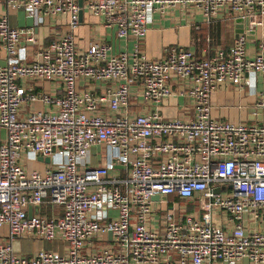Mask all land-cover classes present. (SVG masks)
<instances>
[{"label": "built area", "instance_id": "2783aa9c", "mask_svg": "<svg viewBox=\"0 0 264 264\" xmlns=\"http://www.w3.org/2000/svg\"><path fill=\"white\" fill-rule=\"evenodd\" d=\"M80 1L4 0L36 23L66 15L68 24L27 61L34 27L0 16V264H264V232L241 222L264 210V123L215 119L211 103L222 85H254L249 75H259L256 108L264 109V33L254 55L247 46V35L264 26V0ZM173 6L206 23L226 11L248 19V30L208 58L173 46L152 59L140 42L155 12ZM81 9L104 15L135 49L115 53L105 41L81 49ZM174 76L185 82L192 118L155 108L173 95ZM29 82L60 91L35 92ZM38 156L50 158L44 171L26 165ZM171 196L198 201V212L180 202L177 218ZM46 202L63 214H29ZM16 238L60 246L23 254Z\"/></svg>", "mask_w": 264, "mask_h": 264}, {"label": "crops", "instance_id": "0c3cea01", "mask_svg": "<svg viewBox=\"0 0 264 264\" xmlns=\"http://www.w3.org/2000/svg\"><path fill=\"white\" fill-rule=\"evenodd\" d=\"M7 15L9 22L13 27H34L35 41L28 43L29 55L27 61L34 58V53L50 44L56 37L65 32L68 17L66 15L50 16L35 21L23 9H9L5 5L4 0H0V16ZM238 18L231 13L222 11L218 17L211 23L203 21L199 15H192L189 10H185L179 6H173L166 12H155L153 19L148 24V32L144 39L140 42V47L152 59L163 57L167 50L173 46H184L195 51L199 58H208L215 54L219 48L228 49L231 47L240 34L248 30L247 22L239 23ZM199 26V28H198ZM246 29V30H245ZM117 27L107 26L105 16L102 14H94L93 12L83 9V16L79 27L76 30V41L81 49H87L96 41H105L113 46V51L119 53L122 51H132L135 49L136 42L133 38H119L116 36ZM243 31V32H242ZM249 32V31H248ZM247 32V33H248ZM264 33V26L251 31L248 37L247 46L249 53L254 55L258 51L259 42ZM6 62V50L0 41V65ZM250 78L256 79L257 82L252 85L244 84L242 86L224 84L219 87L211 96L212 116L218 120H226L234 123L242 122H258L252 120V109L256 108L259 100V93L262 89L261 78L259 75H249ZM172 88L173 95L160 103L157 108L162 115L166 117H194V106L190 99L182 95V90L185 89L183 81L176 80L173 77ZM28 83V89L35 92L41 90L60 91V86L53 82H41L33 84ZM57 87V88H56ZM56 89V90H55ZM32 107L42 109L44 106L36 103ZM31 107V108H32ZM139 109V107H136ZM30 109V106L29 108ZM187 109H189L187 111ZM97 149H94V152ZM98 160L95 158V163ZM27 167L44 171L49 167V163L38 156L35 159L26 160ZM174 197V196H173ZM175 199V198H174ZM188 201L186 203L187 212H198V204ZM183 203L182 200L175 199L170 201V204L175 203L177 218H179L178 203ZM172 206V205H171ZM62 206L50 204L48 202L39 207L29 209L32 213H41L42 215L53 218L63 214ZM261 217L256 218L254 214L246 212L241 220L247 232L261 231L264 232V210L261 212ZM216 223L226 225L228 220L226 217L215 219ZM24 239H14V248L17 252L28 254L36 251L39 247L47 249L59 248L60 244L56 242L39 241L31 251L28 247L22 246ZM210 264H230L223 261H215ZM241 264H254L247 259H244Z\"/></svg>", "mask_w": 264, "mask_h": 264}, {"label": "water", "instance_id": "95a60500", "mask_svg": "<svg viewBox=\"0 0 264 264\" xmlns=\"http://www.w3.org/2000/svg\"><path fill=\"white\" fill-rule=\"evenodd\" d=\"M81 5H82V0L80 1ZM82 16H83V9H81L80 11V20H82ZM239 23L243 24V22H247V26L249 24V20H244L242 18H238L237 19ZM243 32V31H242ZM252 120L256 121L258 120L259 123H264V109L262 108H254L252 109ZM44 159L46 162H50V158L46 157V158H42ZM216 192H219V188H216L215 190ZM154 199H159V196H155ZM32 209V208H31ZM30 215H32V211H30L29 213ZM110 237H112V234L110 233Z\"/></svg>", "mask_w": 264, "mask_h": 264}, {"label": "rangeland", "instance_id": "374dc122", "mask_svg": "<svg viewBox=\"0 0 264 264\" xmlns=\"http://www.w3.org/2000/svg\"><path fill=\"white\" fill-rule=\"evenodd\" d=\"M260 78H261V76H260ZM261 83H262V78H261ZM262 87H263V83H262ZM186 202V201H185ZM62 208V207H61ZM36 242H39V241H36ZM22 246L24 247V248H29L31 251L33 250V247H34V245L36 244V243H33L31 240H29V239H24L23 241H22ZM39 248H41V247H39ZM38 248V249H39Z\"/></svg>", "mask_w": 264, "mask_h": 264}, {"label": "trees", "instance_id": "16d2710c", "mask_svg": "<svg viewBox=\"0 0 264 264\" xmlns=\"http://www.w3.org/2000/svg\"><path fill=\"white\" fill-rule=\"evenodd\" d=\"M198 58H199V57H198ZM174 198H175V199H178V197H173V196H171V197H170V201H174V200H175Z\"/></svg>", "mask_w": 264, "mask_h": 264}, {"label": "flooded vegetation", "instance_id": "af4514ba", "mask_svg": "<svg viewBox=\"0 0 264 264\" xmlns=\"http://www.w3.org/2000/svg\"><path fill=\"white\" fill-rule=\"evenodd\" d=\"M195 202H196V200H190L189 201L190 204H192V203L194 204Z\"/></svg>", "mask_w": 264, "mask_h": 264}, {"label": "bare ground", "instance_id": "6f19581e", "mask_svg": "<svg viewBox=\"0 0 264 264\" xmlns=\"http://www.w3.org/2000/svg\"><path fill=\"white\" fill-rule=\"evenodd\" d=\"M44 160V159H43ZM49 163V162H48Z\"/></svg>", "mask_w": 264, "mask_h": 264}]
</instances>
